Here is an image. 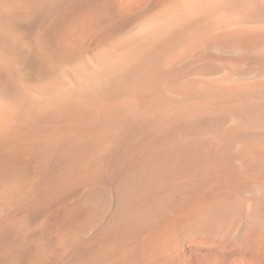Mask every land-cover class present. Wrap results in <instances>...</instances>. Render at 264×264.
Returning <instances> with one entry per match:
<instances>
[{
  "label": "bare ground",
  "instance_id": "6f19581e",
  "mask_svg": "<svg viewBox=\"0 0 264 264\" xmlns=\"http://www.w3.org/2000/svg\"><path fill=\"white\" fill-rule=\"evenodd\" d=\"M0 264H264V0H0Z\"/></svg>",
  "mask_w": 264,
  "mask_h": 264
}]
</instances>
